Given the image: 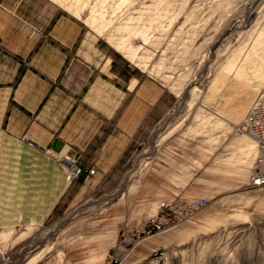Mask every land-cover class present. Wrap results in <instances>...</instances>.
Returning a JSON list of instances; mask_svg holds the SVG:
<instances>
[{
	"label": "rangeland",
	"instance_id": "374dc122",
	"mask_svg": "<svg viewBox=\"0 0 264 264\" xmlns=\"http://www.w3.org/2000/svg\"><path fill=\"white\" fill-rule=\"evenodd\" d=\"M29 3L28 17L48 4L75 19L119 79H148L163 96L105 184L43 226L11 233V264L50 257L103 264L113 244L134 248L128 264H139L156 255L140 254L138 229L161 202L184 216L171 228L181 243L164 250L161 264H264V187L248 184L256 145L240 128L264 93V0ZM4 144L0 161H13ZM199 200L206 205L187 214L189 201Z\"/></svg>",
	"mask_w": 264,
	"mask_h": 264
},
{
	"label": "crops",
	"instance_id": "0c3cea01",
	"mask_svg": "<svg viewBox=\"0 0 264 264\" xmlns=\"http://www.w3.org/2000/svg\"><path fill=\"white\" fill-rule=\"evenodd\" d=\"M29 2L0 0V153L7 141L15 158L0 161V261L16 248L19 227L43 226L107 182L163 96L148 79H119L97 40L53 6L26 16ZM69 156L83 170L72 182ZM182 237L171 229L145 238L140 254H164ZM133 252L117 244L110 251L127 263Z\"/></svg>",
	"mask_w": 264,
	"mask_h": 264
},
{
	"label": "built area",
	"instance_id": "2783aa9c",
	"mask_svg": "<svg viewBox=\"0 0 264 264\" xmlns=\"http://www.w3.org/2000/svg\"><path fill=\"white\" fill-rule=\"evenodd\" d=\"M241 130L246 132L256 144L257 155L249 174L248 184L251 188L264 187V93L258 95L249 106ZM69 161L66 167L67 181L71 182L83 175L82 168L78 165L75 156L67 157ZM90 174L94 170L89 171ZM206 205L204 200L189 201L187 204V214L195 212L198 208ZM171 204L161 202L157 207L154 216H146L138 229L142 238H151L155 235L163 234L181 223L184 216H180L179 210H174ZM163 262V254L159 253L149 259H145L139 264H161ZM0 264H11L9 255L0 261ZM37 264H71L66 258L58 260V258H46ZM103 264H128L123 257L115 253H110ZM164 264V263H163Z\"/></svg>",
	"mask_w": 264,
	"mask_h": 264
},
{
	"label": "bare ground",
	"instance_id": "6f19581e",
	"mask_svg": "<svg viewBox=\"0 0 264 264\" xmlns=\"http://www.w3.org/2000/svg\"><path fill=\"white\" fill-rule=\"evenodd\" d=\"M255 143V142H254ZM256 145V144H255ZM256 155H257V148H256ZM256 158V157H255ZM67 163H69V161L67 160ZM254 163V162H253ZM260 188H262V187H260Z\"/></svg>",
	"mask_w": 264,
	"mask_h": 264
}]
</instances>
